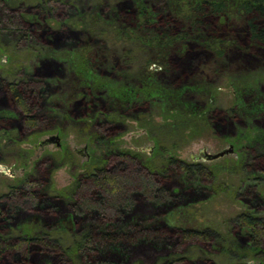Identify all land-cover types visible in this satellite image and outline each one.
<instances>
[{
	"label": "rangeland",
	"instance_id": "rangeland-1",
	"mask_svg": "<svg viewBox=\"0 0 264 264\" xmlns=\"http://www.w3.org/2000/svg\"><path fill=\"white\" fill-rule=\"evenodd\" d=\"M210 1L221 7L217 20H209L217 33L200 39L194 27L207 12L204 0H55V14L47 0L0 5V79L44 81L48 89L43 125L29 130L5 107L13 104L0 90V216L9 188L39 187L46 197L32 211L13 215L7 228L0 224L1 235L46 237L62 252L71 248L79 228L63 218L78 200L76 181L104 168L108 154L136 155L139 167L153 170L174 158L211 174L169 170L161 189L178 195L168 205L153 207L133 192L134 205L122 218L141 222L154 236L124 240L122 254L108 246L89 256L72 250L47 257L33 247L25 249L27 264H161L173 254L184 264H264V250L254 259L235 257L246 255L248 245L236 217L264 215V171L254 163L264 152V49L247 33L243 3L249 0ZM17 14L31 23L23 40L9 22ZM168 22L172 30L160 29ZM55 134L59 147L38 146ZM229 145L232 154L203 158ZM113 164V172L134 170V180L143 181L131 163ZM88 214L80 218L94 221ZM181 230L209 231L218 240L182 241Z\"/></svg>",
	"mask_w": 264,
	"mask_h": 264
},
{
	"label": "trees",
	"instance_id": "trees-1",
	"mask_svg": "<svg viewBox=\"0 0 264 264\" xmlns=\"http://www.w3.org/2000/svg\"><path fill=\"white\" fill-rule=\"evenodd\" d=\"M157 3L158 0H154ZM5 0H0V5L4 4ZM48 5L51 7V13L60 9V4L55 0H47ZM204 3L209 4L207 6V12L203 17H199L197 24L195 25V31L199 30L201 33L197 34V38L203 34L217 33L213 21L219 17L220 8L214 2H208L204 0ZM32 13L39 16L42 10L40 7H32ZM159 10L161 6H158ZM243 12L245 14V25L248 36L250 39L261 46L264 49V0H249L243 3ZM16 14V13H15ZM33 15V14H32ZM166 15H162V18H166ZM212 18L213 21H209ZM19 32L23 34L20 39H25V31L28 29L30 22L22 21L18 18V14L14 16V21H9ZM212 23V24H211ZM174 26L168 22L166 26H160V29L172 30L170 27ZM167 27V28H165ZM158 32L160 33L159 28ZM40 29L35 30L37 34ZM163 36H166L165 32H162ZM49 76V74H46ZM44 81L33 82L29 81L26 83H6L0 79V90L6 91V94L11 99L13 106H5L8 110L15 114H18L21 118V125L23 129L38 128L43 125V107L46 100L48 89ZM260 103L264 104V94L259 99ZM254 102V100H253ZM233 113V111H232ZM23 119V120H22ZM15 120V119H11ZM1 121V119H0ZM109 158L104 160L105 167L101 169H93L80 176L76 181L75 196H78V200L72 206V213L69 215L68 212L64 213L63 218L66 222L74 221L79 228V233L75 235L74 245L69 249L61 251L57 242L49 241L45 238L39 239L37 237H12L3 236L0 234V262L3 260H10L7 264H27L25 260L26 252L25 249L33 247L36 248L40 253L46 252L44 256L59 253L61 255H68L70 251H76L81 253V256H89L90 252H96L98 249H108L111 247L115 253L125 251L122 243L126 239H130L135 234L136 237L148 240L154 235L149 228L141 226V222L133 223L132 219L124 220L122 214L126 210L134 205L135 199L132 195L133 192L141 193L144 200L149 201L153 207L158 205H168L178 194L172 190L164 191L161 189L163 180L168 179L170 176L169 170L183 171L190 176L210 178L211 174L207 172V169L199 165H190L182 161L169 158L162 164V168L151 169L146 163L141 164L139 167L138 156H131L129 153L120 152L119 154H108ZM255 157V166L258 167L257 171H264V152H258ZM116 159L120 161L122 165L125 163H131L132 166L137 167L135 171L139 172V177L143 179L140 183L139 180H134L133 171H123V169H117L113 172L114 161ZM124 167V166H123ZM169 167V168H167ZM127 169H132L130 166ZM141 169L145 174H141ZM132 173L130 175V173ZM119 173V174H117ZM128 174V175H127ZM37 188H31L30 190H22V188H13L8 195L2 196L1 200L5 201L1 212L0 224L1 227L7 228L8 223L12 222V216L16 215L19 211H32L33 207H37V203L40 201L44 202L46 197L41 194ZM162 192L157 195L158 192ZM164 192V193H163ZM98 196V197H97ZM82 202V203H81ZM83 204V205H81ZM81 205V206H80ZM46 208V205H45ZM71 209V207H70ZM70 211V212H71ZM90 214L89 220L86 221L80 218L81 214ZM260 212L253 211L242 213L236 217L235 222L239 228L247 231L245 235L247 238L248 245L244 247V251L247 252L245 255L237 254V259H254L256 256L261 255L264 250V215H257ZM264 214V212H261ZM37 214V213H36ZM88 214V215H89ZM150 213H148L149 215ZM121 217H120V216ZM147 215V214H145ZM120 217V218H119ZM115 220L120 224L115 223ZM135 226H134V225ZM86 226V227H85ZM85 227V228H84ZM138 228L136 233H132L134 229ZM84 229V230H83ZM109 229L113 230L110 232ZM132 229V230H131ZM178 236L182 241H198L201 243L211 242L212 240H218L217 235L209 231H192V230H181L178 231ZM39 237V236H38ZM133 239V238H132ZM121 247H120V246ZM49 253V254H47ZM47 254V255H46ZM92 255V254H91ZM6 258V259H5ZM185 259L179 254H173L171 257H167L162 261L161 264H184ZM234 264H249V263H234Z\"/></svg>",
	"mask_w": 264,
	"mask_h": 264
},
{
	"label": "water",
	"instance_id": "water-1",
	"mask_svg": "<svg viewBox=\"0 0 264 264\" xmlns=\"http://www.w3.org/2000/svg\"><path fill=\"white\" fill-rule=\"evenodd\" d=\"M50 143H53L55 144L57 147H59L60 143H59V138L58 136L54 135V136H51L49 138H46L45 140H42L38 143V146H44L46 144H50ZM233 153V149H232V145H229L227 148L223 149L222 151L220 152H217L215 154H210L208 152L206 153H203V158L207 161H212V160H216V159H219V158H222L226 155H229V154H232Z\"/></svg>",
	"mask_w": 264,
	"mask_h": 264
},
{
	"label": "flooded vegetation",
	"instance_id": "flooded-vegetation-1",
	"mask_svg": "<svg viewBox=\"0 0 264 264\" xmlns=\"http://www.w3.org/2000/svg\"><path fill=\"white\" fill-rule=\"evenodd\" d=\"M56 136H58L57 134H55ZM51 136H54V135H50V136H48L47 138H49V137H51ZM58 138H59V136H58ZM46 139V138H45ZM44 139V140H45ZM60 139V138H59ZM60 141V140H59ZM50 144H53V143H50ZM50 144H46V145H44V146H47V145H50ZM55 145V144H54ZM56 146V145H55ZM29 178H27V180H28ZM29 184H30V182H28ZM11 190H14L13 188H9V192H7V193H5V194H2V196H5V195H8L9 193H10V191ZM1 196V197H2Z\"/></svg>",
	"mask_w": 264,
	"mask_h": 264
}]
</instances>
